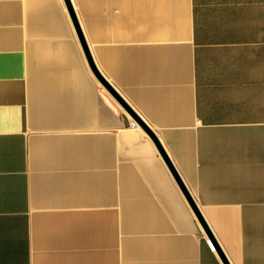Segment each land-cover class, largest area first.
I'll list each match as a JSON object with an SVG mask.
<instances>
[{"label": "crops", "instance_id": "0c3cea01", "mask_svg": "<svg viewBox=\"0 0 264 264\" xmlns=\"http://www.w3.org/2000/svg\"><path fill=\"white\" fill-rule=\"evenodd\" d=\"M71 2L0 0V264H225L142 122L264 264V0Z\"/></svg>", "mask_w": 264, "mask_h": 264}, {"label": "water", "instance_id": "95a60500", "mask_svg": "<svg viewBox=\"0 0 264 264\" xmlns=\"http://www.w3.org/2000/svg\"><path fill=\"white\" fill-rule=\"evenodd\" d=\"M66 2L68 4L69 11H71V14L73 16V20H74L75 26L77 27L78 32L80 33V35L83 36L82 27L80 26L79 19H78L76 11L74 10L73 4H72L71 0H66ZM88 59L90 60V63L92 65L96 75H98L99 78L104 83H106L107 80H105L104 76L98 70V68L96 66V63H95V60L91 57L90 53H89ZM138 121H139V119H138ZM140 122H142L141 119H140ZM142 124L145 127V129L147 130V132L150 134V136L157 143L161 154H163V156H164L169 168L171 169L172 173L174 174L178 184L181 186L186 198L191 203V205H192L197 217L199 218V220H200L205 232L208 233L209 236L211 237L213 245L219 251V253H220L221 257H222V260L224 261L225 264H231L229 259H228V257H227V255L225 254L224 250L221 249V247H220V245H219L214 233L212 232V230H211V228H210V226L208 224L207 219L203 216V214L201 212V209L198 206L197 201H195L190 189L188 188L187 185H185V183H184V181H183V179L181 177V174L179 173L178 169H176V167H175L173 161L171 160L169 154L166 152L165 148L163 147L160 138H158L157 135H155V133L146 125V123L142 122Z\"/></svg>", "mask_w": 264, "mask_h": 264}, {"label": "built area", "instance_id": "2783aa9c", "mask_svg": "<svg viewBox=\"0 0 264 264\" xmlns=\"http://www.w3.org/2000/svg\"><path fill=\"white\" fill-rule=\"evenodd\" d=\"M211 243V242H210ZM212 245V244H211Z\"/></svg>", "mask_w": 264, "mask_h": 264}]
</instances>
